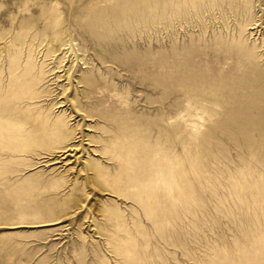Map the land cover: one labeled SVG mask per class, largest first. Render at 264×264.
Wrapping results in <instances>:
<instances>
[{
    "label": "rangeland",
    "instance_id": "obj_1",
    "mask_svg": "<svg viewBox=\"0 0 264 264\" xmlns=\"http://www.w3.org/2000/svg\"><path fill=\"white\" fill-rule=\"evenodd\" d=\"M0 264H264V0H0Z\"/></svg>",
    "mask_w": 264,
    "mask_h": 264
},
{
    "label": "bare ground",
    "instance_id": "obj_2",
    "mask_svg": "<svg viewBox=\"0 0 264 264\" xmlns=\"http://www.w3.org/2000/svg\"><path fill=\"white\" fill-rule=\"evenodd\" d=\"M144 177H145L144 175L141 176V177L139 178V181H138V182H140ZM133 179H134V178H133ZM136 180H137V178H136ZM135 182H136V181H135Z\"/></svg>",
    "mask_w": 264,
    "mask_h": 264
}]
</instances>
